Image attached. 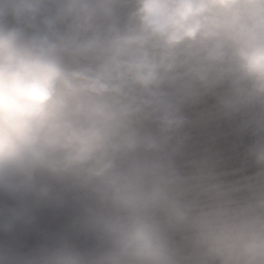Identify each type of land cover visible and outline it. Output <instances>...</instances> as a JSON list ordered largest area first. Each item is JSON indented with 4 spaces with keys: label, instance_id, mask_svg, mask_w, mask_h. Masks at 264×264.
<instances>
[{
    "label": "clouds",
    "instance_id": "obj_1",
    "mask_svg": "<svg viewBox=\"0 0 264 264\" xmlns=\"http://www.w3.org/2000/svg\"><path fill=\"white\" fill-rule=\"evenodd\" d=\"M0 264H264V0H0Z\"/></svg>",
    "mask_w": 264,
    "mask_h": 264
}]
</instances>
